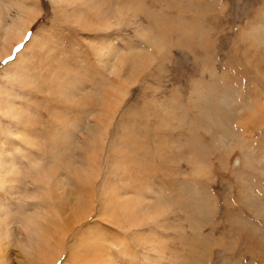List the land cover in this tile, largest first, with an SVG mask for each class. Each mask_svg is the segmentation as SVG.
Here are the masks:
<instances>
[{
  "label": "rangeland",
  "instance_id": "obj_1",
  "mask_svg": "<svg viewBox=\"0 0 264 264\" xmlns=\"http://www.w3.org/2000/svg\"><path fill=\"white\" fill-rule=\"evenodd\" d=\"M0 13L1 264H264V0Z\"/></svg>",
  "mask_w": 264,
  "mask_h": 264
},
{
  "label": "bare ground",
  "instance_id": "obj_2",
  "mask_svg": "<svg viewBox=\"0 0 264 264\" xmlns=\"http://www.w3.org/2000/svg\"><path fill=\"white\" fill-rule=\"evenodd\" d=\"M54 2L55 3H66V0H54ZM1 14V13H0ZM22 20V18L20 17L19 19L18 18H16V20L15 19H12L10 22H8V23H4V21L1 19V17H0V27H2L3 28V30H4V32H5V35H4V38H6V36H7V34L9 35H11V36H16V42L17 43H22L23 42V40L25 39V37H26V35H27V33H28V31L30 30V28H31V23L30 22H28L23 28H21L18 24H17V22L18 21H21ZM259 34V33H258ZM262 34V33H261ZM3 38V39H4ZM258 38V37H257ZM263 38H264V36H263ZM11 47H12V45H10V47L8 48V52H10V50H11ZM9 54V53H8ZM0 111H2V113H4L5 114V118L7 119L8 117H11L12 119L14 118L13 117V114H11L10 112H5V111H3V110H0ZM14 121V120H13ZM10 125H13V124H10ZM6 157H7V154H6V156H3L2 155V152H1V150H0V187H2V188H5V187H7V186H9V187H11V183H13L14 182V180H11V178H9L8 177V175L12 172V171H6L7 169H8V167L9 166H14L15 165V163L14 162H11V163H9V162H7V161H5V159H6ZM38 167V166H37ZM37 169V168H36ZM13 170V169H12ZM3 199H4V197H3ZM4 201L5 200H2V203H4ZM6 213H3V210L0 208V235H2L1 234V232L3 233V231H5V236H7L8 238H10L9 236H11L12 234H11V232L9 231V227H10V225H14V226H16V228H17V225L19 226L20 225V223H22L24 226V228L27 230V229H29V227H31V223H32V219H31V217H24L23 218V220L22 221H14L13 220V217H10V218H8L7 216L6 217H4V215H5ZM12 214V213H11ZM10 214V215H11ZM20 222V223H19ZM11 230V229H10ZM39 232H37L36 231V233L35 234H38ZM5 236H4V239H5ZM12 237V236H11ZM3 238H2V236H0V241L2 240ZM41 240H40V242H42V243H40L39 244V246L36 248V250L38 251L39 250V247L40 246H42V255L44 256V257H48V255L50 254V252H49V249H50V243H51V238L49 237V236H47V237H41L40 238ZM6 240H8L7 238H6ZM2 241H5V240H2ZM27 241V240H26ZM30 243H31V241L30 242H28V244H25L24 245V247L28 250V251H30L31 249L33 250L34 248H35V246L33 245V244H37V242H33V244H31L30 245ZM0 246H1V242H0ZM33 246V247H32ZM26 251V250H25ZM5 256V255H4ZM1 258H3V256H0V259ZM72 261V260H71ZM0 264H1V260H0Z\"/></svg>",
  "mask_w": 264,
  "mask_h": 264
}]
</instances>
